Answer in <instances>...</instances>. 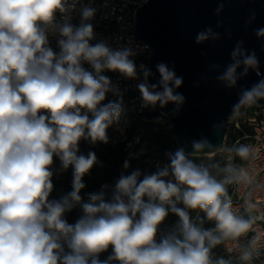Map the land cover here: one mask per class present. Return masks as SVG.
I'll return each mask as SVG.
<instances>
[{
	"label": "clouds",
	"instance_id": "clouds-1",
	"mask_svg": "<svg viewBox=\"0 0 264 264\" xmlns=\"http://www.w3.org/2000/svg\"><path fill=\"white\" fill-rule=\"evenodd\" d=\"M57 10H65L62 0H0V264H211L210 248L222 238L241 236L250 221L234 214L224 183L182 150L153 174L141 178L137 170L122 175L111 201L103 192L90 194L74 225L64 219L71 202L80 203L82 178L97 163L92 152L77 155L79 141L107 143L106 130L121 111L119 103H101L115 91L101 73L107 69L135 78L137 67L131 50L90 43L93 25L85 21L94 15L91 8L83 9L78 27H60V52L55 53L41 24L50 22ZM257 35L264 37V29ZM210 38L219 39L211 28L198 33L196 41ZM232 59L220 77L229 85L236 84L237 68L243 66L246 74L258 67L255 54H246L239 44ZM156 67L160 79L149 84L151 72L140 65L144 106L174 103L178 110L184 97L175 89L182 78L164 63ZM260 99L264 81L245 90L240 103ZM237 152L244 157L248 148ZM54 155L64 169L74 168L73 191L59 202L48 200ZM179 203L203 210L216 221L215 230L197 227ZM169 209L179 217L178 225L157 241L158 226ZM110 246L112 254L100 260ZM248 258L245 253L243 259Z\"/></svg>",
	"mask_w": 264,
	"mask_h": 264
},
{
	"label": "water",
	"instance_id": "water-1",
	"mask_svg": "<svg viewBox=\"0 0 264 264\" xmlns=\"http://www.w3.org/2000/svg\"><path fill=\"white\" fill-rule=\"evenodd\" d=\"M134 15L133 40L149 49L147 82L159 81L158 63L182 78L175 89L184 97L179 109L158 104L176 149L189 156L220 153L229 116L248 105L240 103L243 92L264 81V37L257 35L264 29V0H143ZM209 28L219 39L197 43V34ZM238 44L255 54L258 67L246 74L243 66L237 68L236 84L229 85L220 77L233 64ZM220 163L221 156L217 167Z\"/></svg>",
	"mask_w": 264,
	"mask_h": 264
},
{
	"label": "built area",
	"instance_id": "built-area-1",
	"mask_svg": "<svg viewBox=\"0 0 264 264\" xmlns=\"http://www.w3.org/2000/svg\"><path fill=\"white\" fill-rule=\"evenodd\" d=\"M143 0H62L64 11L57 10L53 19L41 24L47 37L48 46L57 54L60 52L58 44L60 27L65 23L78 27L82 22L84 8L94 10V15L85 23L93 25L94 38L90 43L105 42L113 50L129 49L134 55L130 59L137 67V76L129 78L119 73L105 69L101 74L108 77L111 87L102 104L108 102L119 103L121 111L111 124V132L116 142L125 149H133L135 145L143 148L145 141L141 140L142 129L132 127L137 117L158 112V120L164 123L166 117L158 110V104L145 107L138 85L144 82L140 65L147 69L149 57L148 45L141 41H134L133 30L135 10L141 6ZM84 67L94 72L90 65ZM247 147L248 153L241 157L237 150ZM133 153V150L131 151ZM221 160L227 174L226 196L231 202V209L235 215L250 221L249 229L236 238L221 239V253L228 261H242L246 264H264V104H248L242 110L229 116L223 145L220 149ZM145 160L153 173L170 165V162L151 151L144 154ZM167 179H172L169 176ZM115 189L109 182H102L99 190L111 201ZM177 207L185 208L182 203ZM191 221L199 218L202 210L187 209ZM173 221L179 222V217L173 213ZM214 220V219H213ZM162 224L158 226L157 241L164 235ZM247 253L249 258L243 259Z\"/></svg>",
	"mask_w": 264,
	"mask_h": 264
},
{
	"label": "rangeland",
	"instance_id": "rangeland-1",
	"mask_svg": "<svg viewBox=\"0 0 264 264\" xmlns=\"http://www.w3.org/2000/svg\"><path fill=\"white\" fill-rule=\"evenodd\" d=\"M106 135L108 137L107 143L104 142H92L90 139L81 138L78 143V152L77 155H85L89 152H92L96 155L97 163L93 165L90 169L89 173L83 176L82 182L84 183L85 187L80 190L81 201L80 203H76L70 213L64 216V219L67 221L68 224L74 225L77 220L83 215L82 204L89 202L90 194L98 193V189L100 188V182L102 181V177L105 174H110L115 179L114 185H116L118 179L122 175H129L133 171H139L141 173V178L144 175L152 174L148 163L145 160L144 154L147 152L154 151L158 155L162 154V150L159 149L158 145L152 143L149 140H145V145L143 148H140L138 145H135L133 149H125L124 146L118 145L112 136L111 132V125L106 130ZM112 146L116 147L117 155L113 153L111 150ZM133 150V153L131 151ZM57 161L61 160L59 157L55 156ZM193 159L202 167L205 166L211 176H213L217 181L223 182L224 184L227 181V174L220 176L218 170L216 168V162L220 158V154L217 153L216 155H205V156H192ZM222 161V160H221ZM125 163L128 164V167L125 168ZM66 173V188L68 191H73V180H74V168L69 166L65 169ZM168 207V206H166ZM173 212L169 209L168 215L166 216L165 220L161 223L164 226L165 232L164 235H167L173 232L176 229L178 223L173 221ZM212 225L207 219L202 218L194 224L201 229H204L205 224ZM215 235H219L218 232ZM65 244V250H67V246L65 241H62ZM108 250L112 251L111 246ZM209 259L211 264H218L220 260H224L227 262L221 254V246L220 242L216 245L212 246L209 251ZM111 264H118L117 261H111ZM227 264H234V263H227Z\"/></svg>",
	"mask_w": 264,
	"mask_h": 264
},
{
	"label": "trees",
	"instance_id": "trees-1",
	"mask_svg": "<svg viewBox=\"0 0 264 264\" xmlns=\"http://www.w3.org/2000/svg\"><path fill=\"white\" fill-rule=\"evenodd\" d=\"M158 115H160L157 111L147 114L146 116H140L137 117L134 122H132V127H139L142 129V134H141V140H149L152 143H155L158 145L159 149L162 150V156L163 158L167 159L169 162H171V158L175 155L177 149H176V144L174 140L170 137L167 126H168V119L167 117H163L164 123L160 122L158 120ZM118 145L123 146L122 144L118 143ZM117 149L118 146L114 147L112 146L111 150L115 155H117ZM217 154V153H216ZM214 154V155H216ZM189 160H191L193 163H195L197 166H200L192 156L186 155ZM203 168L205 166H202ZM216 168L218 170V173L220 176H223L226 174V168L224 163L221 161L219 166ZM50 170L52 172L51 176V181L53 184V188L49 194L48 200L49 201H62V199L71 193L70 191L67 190L66 188V171L62 166V162L57 161L55 157H53V164L50 166ZM102 182H109L111 184V188L115 189V179L113 178L112 175L110 174H105L102 177V181L100 182V187ZM226 183L224 184V187L226 188ZM100 188L98 189L99 193ZM106 201H109L105 196H104ZM71 202V201H70ZM72 203V208L64 213V216L68 215L70 211L73 209V207L76 205V202H71ZM202 218L207 219L212 225H208L207 223L204 225V230H215L216 226V221L215 220H210L207 218L206 213L202 210L199 218L197 219L200 220ZM216 232H214L215 234ZM63 239L61 240L62 243ZM221 246V244H220ZM222 252V251H221ZM112 254L111 250H107L103 253L99 254V259L100 260H106L110 255ZM222 254V253H221ZM223 257V256H222ZM224 258V257H223ZM225 259V258H224ZM226 260V259H225ZM227 263H234V264H246L242 261H228L226 260Z\"/></svg>",
	"mask_w": 264,
	"mask_h": 264
},
{
	"label": "crops",
	"instance_id": "crops-1",
	"mask_svg": "<svg viewBox=\"0 0 264 264\" xmlns=\"http://www.w3.org/2000/svg\"><path fill=\"white\" fill-rule=\"evenodd\" d=\"M226 189V188H225ZM220 244H221V240H220Z\"/></svg>",
	"mask_w": 264,
	"mask_h": 264
},
{
	"label": "bare ground",
	"instance_id": "bare-ground-1",
	"mask_svg": "<svg viewBox=\"0 0 264 264\" xmlns=\"http://www.w3.org/2000/svg\"><path fill=\"white\" fill-rule=\"evenodd\" d=\"M208 155H211V154H208Z\"/></svg>",
	"mask_w": 264,
	"mask_h": 264
}]
</instances>
